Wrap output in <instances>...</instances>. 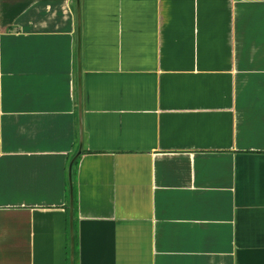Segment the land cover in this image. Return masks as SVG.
<instances>
[{
  "label": "crops",
  "instance_id": "0c3cea01",
  "mask_svg": "<svg viewBox=\"0 0 264 264\" xmlns=\"http://www.w3.org/2000/svg\"><path fill=\"white\" fill-rule=\"evenodd\" d=\"M80 125L75 264H264V0H0V264H70Z\"/></svg>",
  "mask_w": 264,
  "mask_h": 264
},
{
  "label": "water",
  "instance_id": "95a60500",
  "mask_svg": "<svg viewBox=\"0 0 264 264\" xmlns=\"http://www.w3.org/2000/svg\"><path fill=\"white\" fill-rule=\"evenodd\" d=\"M81 147H82V130L80 125L79 131V148L76 154L71 159L68 171V179H69V233H70V264H74L73 261V253H74V237H73V187H72V179H71V168L75 160L81 155Z\"/></svg>",
  "mask_w": 264,
  "mask_h": 264
},
{
  "label": "trees",
  "instance_id": "16d2710c",
  "mask_svg": "<svg viewBox=\"0 0 264 264\" xmlns=\"http://www.w3.org/2000/svg\"><path fill=\"white\" fill-rule=\"evenodd\" d=\"M76 163V160L75 162L73 163V167H72V186H73V223H74V218H75V212H76V188L74 186V165ZM73 227H74V224H73ZM73 231H74V257H73V261H74V264H75V259H76V248H77V239H76V234H75V229L73 228Z\"/></svg>",
  "mask_w": 264,
  "mask_h": 264
}]
</instances>
